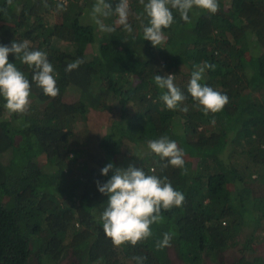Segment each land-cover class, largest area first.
I'll list each match as a JSON object with an SVG mask.
<instances>
[{
  "label": "trees",
  "instance_id": "1",
  "mask_svg": "<svg viewBox=\"0 0 264 264\" xmlns=\"http://www.w3.org/2000/svg\"><path fill=\"white\" fill-rule=\"evenodd\" d=\"M106 2L115 9L119 0ZM58 3L65 0H0V44L26 40L31 50L45 52L59 88L55 98L44 95L32 81L34 70L9 54L29 79L31 94L24 114L9 112L0 96V264H30L32 237L53 263L73 247L79 256L87 254V264H137V256L147 258L144 264H172L167 246L156 247L166 232L192 264L207 250L215 255L235 245L245 225L252 224V240L261 241L264 0H226L227 8L219 0L215 14L193 7L190 23L173 10L160 47L143 39L141 23L148 18L139 0H129L131 33L116 24L115 13L102 19L116 31H100L91 20L95 0H66L65 10ZM78 59L84 62L66 71ZM204 62L215 68L205 69L201 83L229 97L223 110L208 115L187 91L194 66ZM156 74L175 75L187 113L166 108ZM69 87L79 89L73 100L66 97ZM88 116L98 128L93 137L92 127L76 126ZM165 135L183 149L186 172L162 168L167 160L148 149V140ZM37 156L45 158V168ZM110 162L166 176L185 196L182 206L162 210L163 222L151 225L152 236L136 246H114L103 230L108 196L96 182L111 178L112 171L101 172Z\"/></svg>",
  "mask_w": 264,
  "mask_h": 264
},
{
  "label": "clouds",
  "instance_id": "2",
  "mask_svg": "<svg viewBox=\"0 0 264 264\" xmlns=\"http://www.w3.org/2000/svg\"><path fill=\"white\" fill-rule=\"evenodd\" d=\"M8 2L11 3V0ZM139 3L143 5L144 13L148 18L147 24L141 23L143 39L150 41L154 47H160L166 42L164 29L170 28L174 23L173 10L178 12L186 23L191 22L189 12L193 7L204 9L211 14L219 10V0H147V2L139 0ZM65 4L66 0L65 3H58L57 9L65 10ZM44 6L47 7V3ZM113 13L118 17L116 24L131 33L133 29L129 23V0H119L115 9L106 0H95L91 20L100 31L112 33L116 28L106 25L102 18H108ZM10 53H14L17 60L34 70L32 81L43 90L44 95L52 98L59 95L54 67L45 52L31 50L26 40L23 42L14 40L10 47L0 44V96L6 101L4 107L9 112L26 113L30 106L31 94L29 79L15 63L9 62ZM83 62L82 59H78L69 63L66 71L71 72ZM214 68V64L207 62L194 66L187 85L188 93L205 115L220 112L229 103L227 94L201 83L205 69L214 70ZM174 79L173 74L154 76L155 84L161 90H165L160 100L169 110L179 109L187 113L188 107H181L186 97L174 84ZM212 122L214 123V120ZM147 147L162 160H167L162 168L171 165L186 172L184 151L176 141L165 135L148 140ZM110 171L113 173L110 179L104 183L97 180L96 183L98 190L108 196L100 220L105 235L112 240L114 246L119 247L126 243L136 246L139 242L147 240L152 236L151 225L163 222L162 210L168 211L173 207L182 206L185 201L183 193L174 189L166 176L161 178L146 174L143 168L134 165H129L127 168L115 167L111 162L101 169L105 176ZM171 238L172 234L164 233L163 239L157 242L156 247L162 249L168 246ZM134 259L137 264H144L147 258L137 256Z\"/></svg>",
  "mask_w": 264,
  "mask_h": 264
},
{
  "label": "flooded vegetation",
  "instance_id": "3",
  "mask_svg": "<svg viewBox=\"0 0 264 264\" xmlns=\"http://www.w3.org/2000/svg\"><path fill=\"white\" fill-rule=\"evenodd\" d=\"M40 234H44V232H41ZM246 238L240 239L235 245L227 246L226 248L216 249L218 252L213 255L208 250L203 253L204 262L206 264H235L237 262H241L244 259L247 260H254L256 257H261L264 259L263 255H258V253H261L258 251V246L260 243H257V245H252V241H247L244 243ZM34 243V244H33ZM171 245V244H170ZM173 246V245H172ZM31 253L29 257L30 264H86L84 261L87 259V254L81 253V256H79L78 253H74V250L77 252L76 248L69 247L65 250V252L61 255V258L58 259L55 263L51 262L49 259L47 261H44V253L41 251L39 242L34 239V237L31 238ZM231 248L230 252L227 254L228 248ZM264 247V241L261 244L260 248ZM169 248V245L167 246V252L174 251L175 248ZM241 251L239 252L238 249ZM248 250V251H247ZM81 252V251H80ZM249 252H251L255 257L252 258L253 255L249 256ZM215 256L216 258H213ZM178 263L181 264V261L177 259ZM203 261V258H202ZM202 263V262H201ZM204 263V264H205ZM174 264V262H172Z\"/></svg>",
  "mask_w": 264,
  "mask_h": 264
},
{
  "label": "rangeland",
  "instance_id": "4",
  "mask_svg": "<svg viewBox=\"0 0 264 264\" xmlns=\"http://www.w3.org/2000/svg\"><path fill=\"white\" fill-rule=\"evenodd\" d=\"M225 1L226 0H223V2L225 3ZM227 6H228V3L226 4L225 3V7L227 8ZM225 7H224V9H225ZM78 91H79V89L77 88V87H69L68 89H67V94H66V97H68L69 99H71V100H73V99H75L76 97H77V93H78ZM88 118H89V116H88ZM88 118H81L80 120H78L77 122H76V126H77V128L78 127H81L82 126V124H84V125H87L89 128L90 127H92V134H91V136L93 137L94 135H96V133H97V131H98V128L96 127V126H92L96 121H95V119H93V118H89V120H88ZM103 120V119H102ZM84 138H82V137H80V140H83ZM99 139L98 138H91V140H90V142H89V144H88V146H90V145H93V144H95L97 141H98ZM92 143V144H91ZM37 158V160L39 161V163H40V165L43 167V168H45L46 166H45V163H43L44 162V160H45V158L44 157H42V156H37L36 157ZM92 159H94V158H91V159H89L91 162H92ZM117 159H120L119 157L117 158ZM3 161L5 162V163H8V161H10V154H7V155H5L4 157H3ZM88 161V160H87ZM87 161L86 162H84L85 164L87 163ZM88 165V164H87ZM253 225L251 224V225H245V227H243V230L241 231V233L239 234V238L240 239H243V238H251V236H252V234L254 233L253 232ZM259 229H257V233H256V236L257 237H259V238H261V241H256V240H252V238L250 239L252 242V245H257V243H260L261 242V244L263 243V241H264V230L263 229H261L260 227H258ZM253 232V233H252ZM260 236H259V235ZM255 236V235H254ZM261 244H259V245H257L258 246V251H260L261 253H258V255H263L264 254V247L263 248H260V246H261ZM170 248H175V252L174 251H171V252H169L168 253V257H169V259H170V263H172V262H174V264H179L178 263V261H177V259H179L180 261H181V264H192V263H188L187 261H185L183 258H181V256L179 255V253H178V249H177V247L176 246H172V245H170L169 244V248L168 249H170ZM238 249V248H237ZM230 250H231V248L229 247L228 249H227V252H225V253H229L230 252ZM238 251L239 252H241L239 249H238ZM248 251V250H247ZM204 253V252H203ZM251 255H253L251 252H249V256H251ZM253 257H255L254 255L252 256V258ZM203 258V261H202V259H201V261L199 262V263H197V264H204L205 262H204V257H202ZM213 258H216L215 256H213ZM49 259V257L48 256H44V258H43V260L44 261H47ZM85 262H86V264H87V259H85L84 260ZM202 262V263H201ZM47 264V263H46ZM49 264V263H48ZM206 264V263H205Z\"/></svg>",
  "mask_w": 264,
  "mask_h": 264
}]
</instances>
